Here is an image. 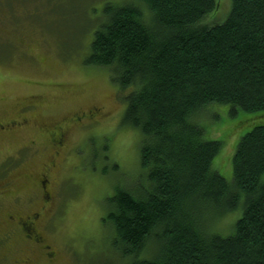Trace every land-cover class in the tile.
<instances>
[{
    "label": "trees",
    "instance_id": "obj_1",
    "mask_svg": "<svg viewBox=\"0 0 264 264\" xmlns=\"http://www.w3.org/2000/svg\"><path fill=\"white\" fill-rule=\"evenodd\" d=\"M217 7L109 3L94 32L85 63L129 90L122 123L142 136V183L106 199L129 264H264V124L241 137L229 182L213 164L222 142L205 139L198 122L212 105L264 112V0H231L223 23L203 21ZM240 208L234 234L211 230ZM150 245L154 258H140Z\"/></svg>",
    "mask_w": 264,
    "mask_h": 264
},
{
    "label": "rangeland",
    "instance_id": "obj_2",
    "mask_svg": "<svg viewBox=\"0 0 264 264\" xmlns=\"http://www.w3.org/2000/svg\"><path fill=\"white\" fill-rule=\"evenodd\" d=\"M118 1L129 0H0V123H17L0 132V264H129L105 220L106 199L142 183V136L122 123L129 90L85 63L104 7ZM216 1L203 21L228 18L231 0ZM92 109L101 111L93 121ZM230 109L212 105L198 118L205 139L222 142L213 164L229 182L241 137L264 124V112L231 116ZM59 127L66 138L57 149ZM34 212L41 213L38 244L10 219ZM241 215L240 208L209 227L230 236ZM146 252L140 258H154L151 245Z\"/></svg>",
    "mask_w": 264,
    "mask_h": 264
},
{
    "label": "flooded vegetation",
    "instance_id": "obj_3",
    "mask_svg": "<svg viewBox=\"0 0 264 264\" xmlns=\"http://www.w3.org/2000/svg\"><path fill=\"white\" fill-rule=\"evenodd\" d=\"M98 113H101V111L98 110H90L86 117L90 120L98 117ZM77 118V119H76ZM75 120L79 121L80 117H76ZM93 121V120H92ZM17 123H15L14 121H10L9 123L7 122H1L0 123V132L1 131H5L7 129H9L10 127H12L13 125H16ZM55 137H53L52 141L53 144L55 145V147L61 148L64 144L65 138H66V133L65 131L59 127V129L57 130L56 133H54ZM56 153H58V151H56ZM43 177H45L46 179H41V183H42V198H44L43 200L47 202H49L51 200V195L49 193V191L47 190L46 184L49 183V177L47 176V173L43 174ZM15 215H10V219H14L17 220V225H19L24 233V238L29 242V243H33V244H38V243H42L43 242V237L41 235V232L38 229V220L41 217V213L40 212H34L31 214H27V215H23V214H18L16 215V217L14 218ZM49 257H52V255L50 253H47Z\"/></svg>",
    "mask_w": 264,
    "mask_h": 264
}]
</instances>
